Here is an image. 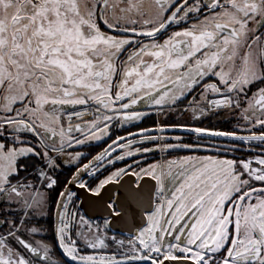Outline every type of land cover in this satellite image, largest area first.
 I'll list each match as a JSON object with an SVG mask.
<instances>
[{"label":"snow or ice","instance_id":"obj_1","mask_svg":"<svg viewBox=\"0 0 264 264\" xmlns=\"http://www.w3.org/2000/svg\"><path fill=\"white\" fill-rule=\"evenodd\" d=\"M0 264H264V0H0Z\"/></svg>","mask_w":264,"mask_h":264},{"label":"flooded vegetation","instance_id":"obj_2","mask_svg":"<svg viewBox=\"0 0 264 264\" xmlns=\"http://www.w3.org/2000/svg\"><path fill=\"white\" fill-rule=\"evenodd\" d=\"M101 27H102V28L104 27V25L102 24V22H101ZM187 118H188V117H187L186 114H184V115H181V114H173V115H172V116H171L166 122H167V123H182V122H184ZM205 123H207V122H205ZM136 127H144V126H138V125H136ZM133 130H134L133 128H127V127L123 129V131H133ZM123 131H121V132H114V133H113V136L116 135V134H123ZM175 134H177V135H186V134H184V133H175ZM166 142L171 143V142H174V141H166ZM181 142H191V140H190V139H186V140L181 141ZM105 143H107V141H105ZM102 146H103V144H100V145H99V147H102ZM141 146L143 147V146H147V145H141ZM97 150H98V149H97ZM171 153H175L176 155L186 154V153H184V152H180V151H172V152L167 153L166 155H164V154L161 153V155H162L163 159H167L168 156H175V155H170ZM156 155H157V153H153V154H151V155H150V158L146 159L145 162L148 163L149 161L155 160V156H156ZM134 159H135V157H134ZM125 162H127V161H125ZM117 166H119V165H117ZM141 166H142V165H141ZM55 194H56V193H53V195H55ZM42 223H45V226H46V227L48 226V225H47V222L42 221ZM52 237H53V233H52V232H49L47 238H48L49 240H51Z\"/></svg>","mask_w":264,"mask_h":264},{"label":"water","instance_id":"obj_3","mask_svg":"<svg viewBox=\"0 0 264 264\" xmlns=\"http://www.w3.org/2000/svg\"><path fill=\"white\" fill-rule=\"evenodd\" d=\"M157 152L158 151H156L154 153H157ZM81 199H83V194H81ZM86 211H87V209H86ZM140 223H141V218H140L139 214H137L136 219L134 221V226H139ZM114 227H115L116 231H122V228H121V226L119 224L115 225Z\"/></svg>","mask_w":264,"mask_h":264},{"label":"trees","instance_id":"obj_4","mask_svg":"<svg viewBox=\"0 0 264 264\" xmlns=\"http://www.w3.org/2000/svg\"><path fill=\"white\" fill-rule=\"evenodd\" d=\"M155 121V116H152V117H149L148 119H146L145 121H144V123H142V124H138V126H147L149 123H151V122H154ZM170 155H176L175 153H171ZM155 159H157V155L155 156Z\"/></svg>","mask_w":264,"mask_h":264},{"label":"built area","instance_id":"obj_5","mask_svg":"<svg viewBox=\"0 0 264 264\" xmlns=\"http://www.w3.org/2000/svg\"><path fill=\"white\" fill-rule=\"evenodd\" d=\"M155 120H156V117H155ZM160 159H163V157H162L161 153L158 151V160H160Z\"/></svg>","mask_w":264,"mask_h":264},{"label":"rangeland","instance_id":"obj_6","mask_svg":"<svg viewBox=\"0 0 264 264\" xmlns=\"http://www.w3.org/2000/svg\"><path fill=\"white\" fill-rule=\"evenodd\" d=\"M180 155H183V154H180ZM155 160H157V159H155ZM152 161H149L148 163H151Z\"/></svg>","mask_w":264,"mask_h":264}]
</instances>
